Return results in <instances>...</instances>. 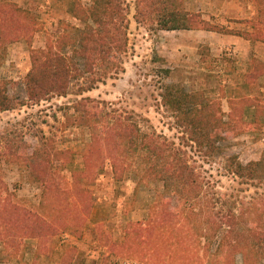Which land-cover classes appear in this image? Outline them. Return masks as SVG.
<instances>
[{"label":"trees","instance_id":"obj_1","mask_svg":"<svg viewBox=\"0 0 264 264\" xmlns=\"http://www.w3.org/2000/svg\"><path fill=\"white\" fill-rule=\"evenodd\" d=\"M134 6L135 20L151 28L216 30L264 41L260 19L236 20L254 27L252 32L239 31L219 24L213 15L207 19L201 11L189 10L186 0H135ZM69 12L79 24L67 23L59 36L31 50V67L22 80L25 97L15 98L10 93L15 81L0 79V112L67 96L76 81L82 94L125 70L123 55L128 51L130 27L127 0H91L87 5L73 0ZM37 29L38 21L30 9L11 1L0 5V47L29 37ZM249 70L248 78L258 76L264 63L253 57ZM161 98L182 129L180 145L154 128L145 130L134 111L108 107L105 100L83 96L65 108L67 122L72 120L90 131L82 151L83 167L71 170V178L61 170L73 163L76 152L47 144L45 134L40 137L41 145L30 149L23 137L0 138V159L17 166L35 183L42 207L44 200L62 193L71 200H91L92 186L106 163L114 180H123L136 168L144 171V180L162 182L163 200L151 206L141 226L145 264H236L238 255L242 264L264 261V194L239 206L221 200L209 180L190 163L185 148L213 155L235 128L246 131L254 126L263 132L262 122L238 121L242 110L254 107L257 116L264 105L257 97L228 99L229 115L238 122L232 126L224 119L221 101L203 90L190 91L170 82L163 84ZM225 165L243 182L264 184V158L244 163L238 155H231ZM18 200L24 199L0 174V233L13 235L18 228L19 233L35 234L41 240L47 225L45 215ZM13 212L23 219L14 218ZM130 233L128 230L127 236Z\"/></svg>","mask_w":264,"mask_h":264},{"label":"rangeland","instance_id":"obj_2","mask_svg":"<svg viewBox=\"0 0 264 264\" xmlns=\"http://www.w3.org/2000/svg\"><path fill=\"white\" fill-rule=\"evenodd\" d=\"M9 1L30 9L38 21V29L29 37L0 47V79L15 81L10 86V93L18 98L25 97L22 80L31 67V50L44 47L49 38L59 36L67 23L79 22L69 12L73 0H0V5ZM82 1L86 5L91 2ZM134 1L127 0L130 27L129 47L123 55L125 70L82 94L78 93L76 81L67 96H56L37 104L29 103L0 112V138L23 137L30 149L41 145L40 137L45 134L50 140L47 144L73 149L76 152L73 163L62 170L60 168L71 178V170L83 167L82 151L90 139V131L88 127L73 123L72 120L67 122L65 113L68 110L65 108L83 96H90L105 100L108 107L134 111L141 118L145 130L154 128L180 145L182 129L176 124L173 114L164 107L161 98L163 84L170 82L190 91L203 90L208 96L219 99L226 112L224 119L232 126L240 121L245 124L257 121L262 122L264 128L263 109L257 116L254 107L242 110L236 122L229 115L228 103V99L233 97L228 90L239 84L235 88V98L257 97L264 105V70L253 78L247 77L250 70L244 71L253 57L264 63V41L236 34L243 40L236 43L234 48L224 49L231 58H235L236 69L233 74L229 73L232 72L229 70L232 64H229L227 72L218 68L212 80L206 79L201 76L202 72H208L204 68L211 67L210 58L216 53L207 43H201L200 35L208 31L223 32L151 28L135 20ZM240 1L242 6L239 8L244 10V6L250 4V10L256 11L255 19L249 20L260 19L264 22V16L260 15V10L264 14V0H258L257 3L254 0ZM234 6L236 3L225 0H186L189 10L204 12L207 19L213 15L216 22L231 26V29L254 31L249 22L237 24L224 15V10L229 11ZM208 9L218 13L209 15ZM166 69L170 72L166 73ZM241 82L247 84V88ZM230 134L229 139L220 143V149L213 155H206L189 146L185 148L189 152L190 163L209 180L217 197L229 203L236 202L239 206L242 201L264 194V184L243 182L227 171L226 160L231 155H238L244 163L264 158V131H256L251 126L246 131L235 128ZM142 172L133 168L123 180L117 181L113 179L110 164L106 163L96 185L92 186L91 200H71L62 193L51 200H44L45 207H42L38 199L40 189L35 183L29 182L17 166L0 159V174L19 198L24 199L18 201L38 210L47 220L41 240L35 234L19 233L18 228L13 235L10 232L0 233V264H145L142 256L147 250L142 244L141 226L149 216L151 206L163 200L164 188L162 182L144 180ZM13 216L23 219V215L14 212ZM128 230H131L129 236ZM236 264H242L240 255L236 258ZM259 264H264V261Z\"/></svg>","mask_w":264,"mask_h":264},{"label":"crops","instance_id":"obj_3","mask_svg":"<svg viewBox=\"0 0 264 264\" xmlns=\"http://www.w3.org/2000/svg\"><path fill=\"white\" fill-rule=\"evenodd\" d=\"M226 2H231V3H236V6H234V9H231V10H224V15H226L227 17H229L231 20H233L232 22H236L237 24H242L241 21H235V20H244V19H255V14H256V11H251L250 10V4H247L244 6V10L239 8L240 6H242V2L240 0H225ZM238 2V3H237ZM235 5V4H234ZM207 8V7H206ZM205 8V9H206ZM243 8V7H242ZM209 10V9H208ZM206 11V10H205ZM210 13H208L209 15L212 13L214 14L215 12H211V10H209ZM204 15L206 13L202 12ZM218 13V12H216ZM215 13V14H216ZM214 14V15H215ZM232 22H228V23H232ZM229 28L231 26H228ZM233 27V26H232ZM248 29V28H247ZM250 29V28H249ZM242 37L241 36H238L236 34H224V33H214V32H203L202 35H200V41L201 43H207L209 46H211L212 48V51L216 54H214V56H211L210 59L212 64H209L211 67H208L207 69L204 68L206 71L208 72H202V77L206 78V79H210L212 80L211 78L213 76H215L214 72H217L218 68L222 71V69H224V71L227 72V70L229 69L228 65L229 64H232V65H229V66H232L231 69H229L230 71L232 72H229L230 74H233V70L236 69L235 68V58L232 57L229 55L228 52H226V50L224 51V49H230V47L234 48L235 44L236 43H240L241 42ZM198 43V42H197ZM264 43V42H263ZM222 51H224L222 53ZM222 53V54H219V53ZM249 58L251 59V54L249 56ZM248 59V57H247ZM224 63H225V66H224ZM220 64H221V67H220ZM249 64L250 62L248 63V67H244V71H249ZM228 67V69H227ZM234 67V68H233ZM213 68V69H212ZM239 70V69H237ZM228 74V73H227ZM241 82L240 84L241 85H245V83ZM238 86L234 87L233 89H231L230 91L228 90V92L233 96V97H237V93H236V90L235 88L239 87L240 85L239 84H236ZM247 85V84H246ZM245 85V86H246ZM241 88V87H240ZM247 88V86H246ZM227 91V90H226ZM241 97V96H240Z\"/></svg>","mask_w":264,"mask_h":264}]
</instances>
